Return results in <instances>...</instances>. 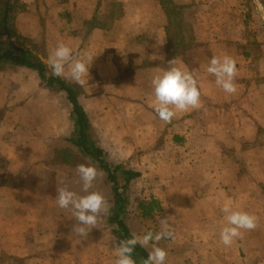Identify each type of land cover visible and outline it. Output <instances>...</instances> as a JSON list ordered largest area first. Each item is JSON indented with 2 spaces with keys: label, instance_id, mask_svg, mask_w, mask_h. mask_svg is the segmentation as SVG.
Masks as SVG:
<instances>
[{
  "label": "crops",
  "instance_id": "1",
  "mask_svg": "<svg viewBox=\"0 0 264 264\" xmlns=\"http://www.w3.org/2000/svg\"><path fill=\"white\" fill-rule=\"evenodd\" d=\"M21 1L16 28L43 42L47 60L63 43L89 64L82 85L67 68L60 77L82 88L79 102L106 160L140 173L127 191L150 193L138 224L167 217L173 237L158 246L165 264H264V0H173L184 9V56L169 50L160 0ZM225 55L237 67L231 95L206 71ZM174 58L197 79L201 107L166 123L155 114L151 81ZM74 132L65 93L46 89L35 70H0V264H113L109 216L84 238L55 203L57 187L84 195L76 172L84 162L103 172L90 191L107 200L110 184L114 207L112 183L70 142ZM154 200L161 211L145 216L141 205ZM225 203L258 218L229 247L219 238ZM130 207L125 221L139 236Z\"/></svg>",
  "mask_w": 264,
  "mask_h": 264
},
{
  "label": "clouds",
  "instance_id": "2",
  "mask_svg": "<svg viewBox=\"0 0 264 264\" xmlns=\"http://www.w3.org/2000/svg\"><path fill=\"white\" fill-rule=\"evenodd\" d=\"M87 58L91 64L93 58L91 56ZM179 63L176 58L168 61L169 69H160V74L155 75L151 81L155 114L166 123H170L177 112L201 107L198 81L192 72L176 66ZM47 65L51 69V74L56 77L64 75L67 68L70 77L81 85L85 82L84 78L89 75V64L83 58L75 56L72 49L63 43L57 44L50 53ZM206 71L215 77L216 85L226 94L236 93L237 67L232 57L227 55L212 57ZM76 172L82 182V191L86 194L77 195L66 187H57L55 203L59 208L71 211L76 221L73 232L87 238L89 232L97 228L101 219L111 215V206L101 193L90 191L97 177L103 175L101 170L94 166L80 164ZM221 211L225 214L226 226L220 230L219 238L220 243L225 247L231 246L243 235V232L255 230L257 227L256 216L245 211L234 210L228 203L223 205ZM160 224L162 228L159 232L148 231L142 236H133L120 241L114 264H136L133 253L137 245L143 248L151 247V251L142 264H165L167 252L157 245L161 239L172 238L173 231L169 227L167 217L161 218Z\"/></svg>",
  "mask_w": 264,
  "mask_h": 264
},
{
  "label": "trees",
  "instance_id": "3",
  "mask_svg": "<svg viewBox=\"0 0 264 264\" xmlns=\"http://www.w3.org/2000/svg\"><path fill=\"white\" fill-rule=\"evenodd\" d=\"M169 19L170 47L173 55L184 56L190 46L186 45L183 34V12L173 0H160ZM26 6L21 0H0V70L7 67H26L38 72L44 87L53 93H65L72 105V120L75 126L74 136L70 142L107 174L113 186L114 207L111 209L109 223L113 227V235L120 241L133 237L125 221L130 200L128 196L129 185L140 178V173L126 170L122 165H111L105 158L104 151L97 147L91 137L89 118L79 102L82 88L77 84L67 82L61 77L51 74L48 67L47 52L42 41H33L23 37L16 28V17L20 12H25ZM96 22V21H94ZM70 154V153H69ZM85 155V156H86ZM65 161H68L67 159ZM69 162V161H68ZM73 164H78L76 159ZM145 216L152 217L153 212H160L158 201L141 205ZM148 251L137 245L133 253L136 264H142L147 258Z\"/></svg>",
  "mask_w": 264,
  "mask_h": 264
},
{
  "label": "rangeland",
  "instance_id": "4",
  "mask_svg": "<svg viewBox=\"0 0 264 264\" xmlns=\"http://www.w3.org/2000/svg\"><path fill=\"white\" fill-rule=\"evenodd\" d=\"M21 13H23V12H20L19 14H21ZM83 164H85V163L83 162ZM110 187H111L110 184H108L107 201L110 204V206L112 207L113 201H112V198H111L112 196H111ZM133 189H135L133 191V193L129 194L130 195L129 196V200L131 202V207H130V211L128 213L127 220H129V224H131V227L133 228L134 233H136V235L142 236L148 231H152L153 233L161 231L162 226L160 224V218L158 220L155 219L153 221H150V223L148 225H144V224L139 225L138 224V222L140 221V218H141L140 217V215H141L140 212L141 211L139 210V206L143 202H146L145 200L148 198V196H150V193L146 192L145 190H142L139 185H136L135 187H133ZM136 191H138L139 193H137ZM82 193L84 195L86 194L84 192H82ZM158 216H157V218H158ZM164 240L165 239H161L158 242L157 246H160V242L162 243V242H164ZM112 244L114 245V250H113V254H112L113 255L112 260H113V264H114V261L116 259V249H117L116 248L117 240H116L115 237H113ZM117 247H118V245H117ZM107 255L109 256L108 251H107Z\"/></svg>",
  "mask_w": 264,
  "mask_h": 264
}]
</instances>
